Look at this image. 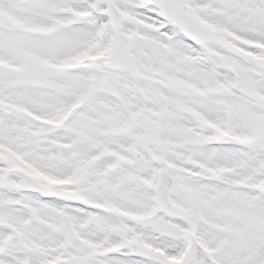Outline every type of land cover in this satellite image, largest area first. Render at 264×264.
<instances>
[{"label": "snow or ice", "instance_id": "obj_1", "mask_svg": "<svg viewBox=\"0 0 264 264\" xmlns=\"http://www.w3.org/2000/svg\"><path fill=\"white\" fill-rule=\"evenodd\" d=\"M0 264H264V0H0Z\"/></svg>", "mask_w": 264, "mask_h": 264}]
</instances>
